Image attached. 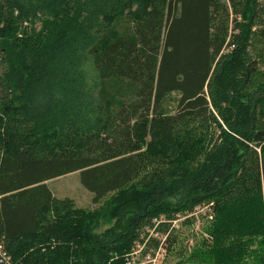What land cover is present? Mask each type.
Masks as SVG:
<instances>
[{
    "label": "trees",
    "instance_id": "trees-1",
    "mask_svg": "<svg viewBox=\"0 0 264 264\" xmlns=\"http://www.w3.org/2000/svg\"><path fill=\"white\" fill-rule=\"evenodd\" d=\"M76 172L92 208L47 188ZM202 204L210 240L264 264V0H0L10 264H126L142 232Z\"/></svg>",
    "mask_w": 264,
    "mask_h": 264
},
{
    "label": "rangeland",
    "instance_id": "rangeland-1",
    "mask_svg": "<svg viewBox=\"0 0 264 264\" xmlns=\"http://www.w3.org/2000/svg\"><path fill=\"white\" fill-rule=\"evenodd\" d=\"M114 20V17L108 18L107 22L110 24ZM33 27L39 29L40 25L35 23ZM169 98L168 109L176 104L178 97L172 94ZM147 142L149 138L146 137L143 149L147 148ZM46 185L56 199H70L76 208L93 207V195L83 188L77 172L50 180ZM209 210L202 204L192 211L177 214L172 220L162 218L152 229L140 234L130 258L134 264H199L191 256L194 248L200 249L203 239L210 240L204 234V229L213 221ZM208 243L213 250L214 264H243L238 238L216 237Z\"/></svg>",
    "mask_w": 264,
    "mask_h": 264
},
{
    "label": "built area",
    "instance_id": "built-area-1",
    "mask_svg": "<svg viewBox=\"0 0 264 264\" xmlns=\"http://www.w3.org/2000/svg\"><path fill=\"white\" fill-rule=\"evenodd\" d=\"M132 254L133 253H131L129 257H127L126 264H134V260L130 258ZM0 259L4 264H10V259L8 255L3 251L1 245H0Z\"/></svg>",
    "mask_w": 264,
    "mask_h": 264
},
{
    "label": "crops",
    "instance_id": "crops-1",
    "mask_svg": "<svg viewBox=\"0 0 264 264\" xmlns=\"http://www.w3.org/2000/svg\"><path fill=\"white\" fill-rule=\"evenodd\" d=\"M47 184V183H46Z\"/></svg>",
    "mask_w": 264,
    "mask_h": 264
}]
</instances>
